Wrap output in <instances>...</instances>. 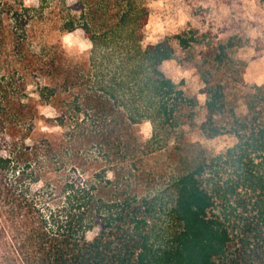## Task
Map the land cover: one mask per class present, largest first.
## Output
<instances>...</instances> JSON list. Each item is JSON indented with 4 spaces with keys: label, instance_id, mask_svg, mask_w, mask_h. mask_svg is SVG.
I'll return each mask as SVG.
<instances>
[{
    "label": "trees",
    "instance_id": "16d2710c",
    "mask_svg": "<svg viewBox=\"0 0 264 264\" xmlns=\"http://www.w3.org/2000/svg\"><path fill=\"white\" fill-rule=\"evenodd\" d=\"M149 16L142 0H0V264H264V84L234 79L232 36L147 42ZM76 30L80 60L60 38ZM195 44L201 121L161 68ZM196 130L236 143L210 154Z\"/></svg>",
    "mask_w": 264,
    "mask_h": 264
},
{
    "label": "rangeland",
    "instance_id": "374dc122",
    "mask_svg": "<svg viewBox=\"0 0 264 264\" xmlns=\"http://www.w3.org/2000/svg\"><path fill=\"white\" fill-rule=\"evenodd\" d=\"M149 8L150 16L147 27V42H156L159 38L174 33L177 27H191L203 41H215L231 37L235 46L223 57L231 67L234 79L243 77L249 84H264V49L255 50L253 41L260 31L254 26L255 0H142ZM28 5H36L37 0H25ZM264 24V19L260 20ZM60 38L71 57L83 59L90 42L81 30L62 33ZM205 51L204 44H195L186 50H179L175 58L162 63V70L177 84L183 83L184 89L199 101L198 121L207 117L204 111L206 95L202 92L204 82L197 63ZM239 104L237 111H244ZM49 112V110H44ZM144 138L151 135V126L145 123L140 126ZM190 138L204 145L210 154L225 151L236 143V137L228 132L214 138H206L200 130L194 131Z\"/></svg>",
    "mask_w": 264,
    "mask_h": 264
}]
</instances>
